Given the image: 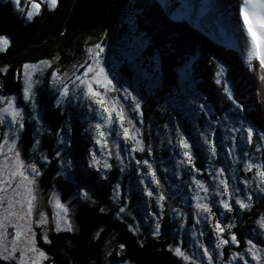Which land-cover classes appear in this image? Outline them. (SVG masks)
Here are the masks:
<instances>
[{
  "label": "trees",
  "instance_id": "16d2710c",
  "mask_svg": "<svg viewBox=\"0 0 264 264\" xmlns=\"http://www.w3.org/2000/svg\"><path fill=\"white\" fill-rule=\"evenodd\" d=\"M30 1L40 3V0ZM26 10L29 8L26 7ZM148 20L152 23L147 24ZM0 36L9 39L7 48L0 52V95L16 96L25 110H28L22 99L25 65L51 62V69L38 89L43 119L51 129L49 149L43 150L50 158L49 166L46 169L44 164L40 165L41 169L44 168L41 188L51 190L56 187L63 201L73 204L77 220L75 232L52 233L48 236V243L44 242L43 236L38 235L40 245L52 259L51 264H106L110 242L125 246L121 257L115 256L118 262L185 264L172 250L178 241L170 203L165 202L164 220L158 233L151 230L147 221L143 234L134 232L133 220L120 212L121 206L114 200L115 185L122 172L117 168L114 174L111 172L112 175L103 177L100 171L88 167L85 155L95 147V143L86 129L83 112L76 107L64 111L57 102L58 94L49 87V76L52 70L63 76L81 71L91 62L89 50L95 49L96 45L111 48L127 40L132 42L134 38L140 39L143 41V50L140 49L136 60H124L123 72L129 80L145 72L148 80L154 82L150 88L143 86L146 121L154 120L153 126L157 121L161 123V129L166 131L174 117L179 116L187 132L194 137L197 128L201 129L211 121L215 123L217 145L224 139V121L234 120L236 127L243 123L246 127H252L255 133L251 145L244 141L245 151L258 155L261 158L258 160L264 164V144L259 141V136L264 134V89L258 99L255 83L261 80L256 72L249 69L239 48L235 44L220 43L185 19H172L158 0H58L55 8L41 3V9L33 20L27 19L25 11H18L14 2L0 0ZM198 38L200 42L195 45ZM253 63L258 67L257 61ZM185 65H189L190 70L183 88L180 71ZM218 73L222 75L218 76ZM217 78L220 84L216 83ZM225 86L231 90L233 99L243 111L236 109L227 98ZM184 92L192 94L195 100L201 99L200 105L205 106L203 109L200 107L197 123L188 115L167 110L166 104ZM26 127L30 129L22 138V144L28 156L35 141V129L30 121L26 122ZM61 132H66L71 141L69 153L75 164L72 179L76 183L59 178ZM2 137L0 133V142ZM240 137L241 133L237 132V141ZM224 147L218 145V151L229 152V146L224 144ZM258 147L260 151L256 150ZM153 151L157 154L159 148L155 147ZM199 153L204 160V152ZM170 155L169 149H166L165 157ZM220 156L222 158L217 160V165H221V159L223 161V156ZM132 171L123 179L128 182L131 178V191L137 202L132 205L131 212L141 207L140 204H144L145 209L144 198L136 184V170ZM83 190L95 199L94 203L90 199H81ZM151 202L157 206L154 199ZM260 210H264V196L251 211H242L243 221L238 228L242 230L245 222L254 221ZM139 217L143 218L141 211ZM233 217L228 218L230 223ZM246 230L238 234L241 243L239 248L246 242Z\"/></svg>",
  "mask_w": 264,
  "mask_h": 264
},
{
  "label": "rangeland",
  "instance_id": "374dc122",
  "mask_svg": "<svg viewBox=\"0 0 264 264\" xmlns=\"http://www.w3.org/2000/svg\"><path fill=\"white\" fill-rule=\"evenodd\" d=\"M7 1L13 2V0ZM158 1L160 2L163 9L166 11V14H168L171 18L181 10L182 5H186V0H176L177 3L175 4H173V0H170L172 7L165 8L161 3V0ZM202 1L203 0H188V5H195L197 10L198 7L201 8V6H203L202 8L205 10V12H203V15H194L188 20L194 26H196L197 29L200 30V32L214 37L220 43L236 44L237 46H239L240 50L243 52L244 59L247 61L245 42L248 39L242 38L243 35L241 34V30H236V5L233 9L230 7L232 3L231 1L237 4L238 0H229V5L225 6V9L228 10L225 14L220 13L219 6H212L211 9L213 10V12L210 18H208L209 15L206 12L207 9H205L206 5L204 6ZM26 2H29L30 4H27ZM44 3H46V0ZM14 4L18 11H21V9H23V11L27 12L28 10H26V7H28L29 10H32L34 12V16H36L40 11L39 10L37 12L36 10L31 9L30 0H19L18 4ZM211 9H208V11H212ZM220 16L225 18V20L220 19ZM134 40L135 38L132 40V42L127 40L123 43L116 44L111 48H103L104 51L101 54L100 59L103 65L105 66V70L109 73L110 78L113 79V83L116 85V87L120 89L127 88L128 91L132 92L133 95L137 96V98L141 102L140 111L143 113L142 118L137 113H133L128 109V101L121 100V104H123L125 107L126 116L134 118V123L136 124V127L140 130L141 135L138 137V139L143 142L145 151L131 152V148L134 146L132 141H125L122 136L117 137L115 135H108L103 139L107 141L108 146L112 150L113 155L109 157L106 151L102 152L100 146L95 144V147L92 148V150L85 155L86 163L89 167V165L92 163L90 153L95 152L97 158L101 161V164L97 165L96 167H100V172L103 177L114 174V172L118 171L117 168L120 169V172H122V176L121 178H119L118 182L115 185L114 200L118 205L125 209L123 214L128 215L133 220L132 228L134 232L143 234V230L145 229L144 223H146L147 221L151 227V230L154 233H157L155 231L156 224L159 223L160 226L162 225V221L164 220L163 208L165 202H168L171 205L170 209L172 208V217L176 225L175 236L178 241V243L172 246L173 252L175 246L179 245L181 246L182 250H184L186 254L190 256V258L193 253L196 254V264H207V258L203 257L202 250L197 246L196 242L199 241L205 247H208L211 251L214 257L213 264H243V261L233 259V253L244 254L246 242L249 238H251L253 242L257 244V247L259 249H264V244H261V242L264 243V232H262L256 225V221L261 216H264V210H260L258 216L254 221L250 220L244 223V229H247V234L245 236L246 242L242 248H239L241 243H239V246H237L236 244L229 243L227 245H221L220 249L218 250L215 249V243H218L217 233L214 231L216 220L218 219L221 222L222 226L229 224L233 225L230 231L226 228L225 231L220 234L221 238L230 239V236L234 234L237 237V240L240 242L238 234H242L244 229L240 230L238 226L241 220L243 221L242 211L244 210L239 209L238 205L235 204L236 196L232 198L231 203L233 208L239 209L238 211L233 210L232 212H226L223 208L219 206L218 201L224 197L215 196L214 192L216 190V181H214L213 176L209 175V172H212L214 174L216 170L224 169V178L228 180L230 188H239L241 190L237 194L240 199H246L247 195H252V207L250 209H246V211H251L254 208V205L258 201H260V199L264 196V192H259L257 190L259 179H254L253 172H246L245 162L252 161L262 164L263 162L262 160H258L261 158L253 153L247 154V156L244 155L246 149L245 142L241 140V138L239 141H237V132L228 131L229 128L236 127L234 120L224 121L225 123L222 126L224 130V139L222 138L223 141L218 144L222 147H224V144H227L229 146V151L230 146H234L231 148L232 154L230 156L229 152H219L217 148L216 157H212L210 151L208 150V146L203 144V137L209 133H211L212 139L215 143V123L209 121L205 123L201 129L197 128L194 137L190 135L189 132H187L184 123L179 116L174 117V119L172 120L173 122L168 125L166 131L161 129V123L156 121V125L153 126V123L155 122L154 120L152 122L146 121L145 112L143 109V103L145 101L143 99L142 94V91L144 90L143 86H147V88H150L151 85L154 86V82L148 80L147 73L145 72L136 74L133 80L127 79L125 73L123 72L124 60L127 59L131 61L137 58L140 53V47L142 46L143 41H141L140 39L135 41ZM199 42L200 40L198 38L195 45H197ZM0 47L3 46L0 45ZM141 48L143 50V47ZM94 50L95 49H93V51ZM28 65L31 67L24 68V88L27 86L26 73L32 78L31 100H24L27 104V106L25 107L28 108V110H25V108L19 104L18 98L14 95H11L9 97H2L0 95V101H2V103H0V109L7 106L8 100H12L14 105L18 107V110L21 111V114L23 116L21 123L24 124V128L20 129L15 135V137H13L9 133L7 139L9 140V143L13 141L15 142V151H19L20 158L25 162V164L34 163L40 170V175L36 177L35 184L34 194L37 199L34 202L35 206L32 216V229L35 233L34 239L36 247H38L40 251H43L45 253V256L47 257L46 260L41 261V264H51L52 259L40 245L38 235L40 234L43 237L47 236L48 238V236L52 233L54 234L58 231H64L63 218L65 217V214L60 208L56 207V200L59 199V201L65 207L68 208L69 211L67 213L66 218L69 223H71L73 226L72 232H75L77 229V220L74 208L72 206L73 204L71 202H64L61 196V192L56 187L55 189L52 188L51 190L47 188H41V179H43L44 168L41 169L40 165L44 164L46 169L49 166L50 158L47 156V153L43 150L49 149V133L51 129L43 119L44 117L40 106L41 99L39 96L38 89L44 83L46 73L48 72V70L51 69V62H41L39 64ZM215 66H217V64H215ZM135 68L139 69V67ZM189 70L190 66L185 65L180 71V81L182 83L183 88H185V82L188 80ZM83 71L84 68H82L81 71L76 70L72 75L63 76L60 73H57L55 70H52L49 76V87L51 88V90L58 94L57 102L63 107L64 111H68V109L76 107L83 112V120L87 122L86 129H88L95 143L97 134L95 133L93 126L96 122H98L99 118L98 116L96 118H93V114L89 111V109L96 108L97 111H99V108L97 105L91 103L87 97H85L82 86L78 85L75 80L77 75L83 74ZM257 82L255 83V90L258 99H260V96H262L263 94L262 88L264 89V82H260L259 80ZM65 85L69 88V95L67 97H62L60 95V92L62 91V88ZM101 91H103V89H101ZM200 101L201 99L195 100L192 94L187 95L184 92V94H181L173 101L167 103L166 107L167 110H175L178 114L188 115L190 119L197 123L196 119L199 116ZM28 112H30V115L28 114ZM8 119H10V117ZM113 119H115V114H113ZM27 121L32 122L34 124L35 129V141L32 142V148L29 151V154L27 153L28 156L25 155L24 145L22 144V138L24 137L26 131L28 132L30 129L26 127ZM125 126H128L126 121ZM194 126L196 129V125ZM108 127H115L117 130H119L117 125H105V130H107ZM177 127H179L180 132L184 135L185 139H187L189 143L193 145L192 163L196 169H199V173L190 171L189 167L187 166V162H185V164L183 165L180 164V161L184 160V157L181 154L183 150L180 149L179 145L177 144L178 137L175 133V129ZM0 133L3 134V139L2 142H0V145H3V152L7 153L8 145L4 144V140L6 138L7 133L6 122L0 123ZM233 136L235 137V139H233ZM61 140H63V143H61ZM170 140L171 143H169ZM37 141L39 143H37ZM60 143L62 145V151L60 153L61 170L59 178H64L65 180H69L71 182L74 181L76 183V181L72 179L73 172L75 171V164L73 158L71 157V154L69 153L71 141L70 139H68V135L66 132H61ZM215 144L218 147L217 143ZM155 147L159 148L157 154L153 151ZM149 148L151 149V155H148ZM166 149H169L171 154L168 158L165 157ZM117 151L120 152V159H117L115 156V153ZM200 151H203L205 154L204 160L201 159L199 153ZM220 155L223 156L224 162L221 159V165H217L216 162H219L217 160L220 159ZM45 157L47 158V162H45L44 160ZM233 157H235L236 159H233ZM121 160H123V164H121ZM145 160H147L152 165L153 169L156 170L157 177L160 180L159 187H157L152 182L151 176L148 174V169L143 164V161ZM3 161L4 157L0 155V165H2ZM105 161H107L111 165L110 169H103L102 165ZM137 161H140L141 163L137 164ZM69 162H71L70 166ZM96 167L92 168L96 169ZM121 168H123L124 170L121 171ZM133 169L136 170V184L138 185L137 188L140 190L141 195L144 198L145 209L144 204H140L141 207L138 206L136 210H132L133 212H131L132 205L137 202L135 200L133 191H131V178L128 180V182H124L123 179ZM111 172L113 173L111 174ZM193 177L199 179L201 182H203L206 186L209 187V195L206 202L210 204V206L212 207V213L214 214V218H209L208 220H204L203 216L199 217L201 219V223L198 225L195 223V219L197 218L195 216V213L197 212L194 207L195 201L191 199L192 193L189 190L190 187H195L194 185H191V179ZM141 179H144L145 184L142 185L139 183ZM245 180L248 181L247 187L243 183V181ZM117 185H119L118 190L116 188ZM146 185L149 186V190L154 191V195L152 198H149L144 192V188ZM82 192L87 191L83 190ZM159 195H163L165 199L163 201H159ZM201 195L204 194L201 193ZM80 196L82 200L85 199L82 193ZM88 197V199L93 201V203L95 202V199L92 198L89 193ZM151 199L155 200L157 206H153ZM173 209H179L180 212H182L184 215H178L176 212L173 211ZM139 211H141L143 214L142 219L139 217ZM41 214L43 215V218L46 219V223L37 226L42 218ZM231 216H234L232 218V223H230L228 219ZM58 222L59 230L57 228ZM8 231L11 232L12 229L9 228ZM201 233H203V235H201ZM113 240L114 237L111 241ZM121 246H123V248H121ZM122 249H125L124 244H114L113 242H110V246L107 251L106 264H134L133 262H118L116 260L115 256L121 257ZM261 255L264 256V253H261ZM246 259L250 261V264H256V261L251 260L250 255H246ZM183 262L185 264H188V262ZM0 263L7 264V262L3 261H0Z\"/></svg>",
  "mask_w": 264,
  "mask_h": 264
},
{
  "label": "snow or ice",
  "instance_id": "6c2138e0",
  "mask_svg": "<svg viewBox=\"0 0 264 264\" xmlns=\"http://www.w3.org/2000/svg\"><path fill=\"white\" fill-rule=\"evenodd\" d=\"M14 3L18 4L19 0H13ZM45 0H40V3L33 2L31 3V9L40 10L41 3H44ZM48 7L55 8L58 5V0H46ZM161 3L165 8L172 7L170 0H161ZM236 30H240V22L242 21L243 30L246 33L248 40L245 42V51L247 64L251 71L258 74V78L264 82V0H238L236 4ZM23 11V9H21ZM204 9L200 8L197 10L195 5H182L181 10L175 14L173 19H189L194 15H203ZM26 17L28 20H33L34 12L28 10L26 12ZM147 24H151L152 21H146ZM9 44V39L3 36H0V52L4 51ZM104 49L101 45H96L95 50H89V56L91 57V62L87 63L84 67L82 75H77L75 80L78 85L82 86L84 95L87 97L91 103L98 106L99 111L96 108H90L89 111L93 114V118L98 116V122L94 124V130L97 134L95 139V144L99 145L102 152L107 153L109 157L113 155L112 150L109 148L108 143L105 139L108 135H115L117 137L122 136L125 141H132L134 146L131 148V152H144L145 148L143 142L138 139L141 135L140 130L136 127L134 123V118L126 116L125 107L121 104V100L128 101V109L137 113L138 115L143 116L141 110V102L137 96L133 95L132 92H129L127 88H117L113 83V79L110 78L109 73L105 70L100 57ZM253 61L258 62V67L254 65ZM31 66L25 65V68ZM222 73H218V76ZM27 77V86L23 91V100H31V76L26 73ZM216 83L220 84V79H216ZM103 89V91H101ZM225 94L232 104L235 105L236 109L243 111L241 105L233 99V94L227 86L224 87ZM112 94V95H108ZM62 97H67L69 95V88L65 85L60 92ZM2 103V101H0ZM34 107V105H33ZM201 109L205 106L200 105ZM0 123H5L7 125L6 138L4 144L8 145L7 153L3 152V145H0V155L4 157L2 165H0V261L7 262V264H41L42 260H46L47 257L43 251H40L36 247L35 243V233L32 229V216L34 210V202L36 201L35 184L36 177L40 175V170L34 163L25 164V162L20 158L19 151H15V142L9 143L7 139L8 134L10 133L13 137L18 133V131L24 128V124L21 123L23 116L21 111L18 110V107L14 105L12 100H8L7 106L0 109ZM113 114H115V119H113ZM10 117V119H8ZM237 119H239L237 117ZM125 121L127 122V127L125 126ZM142 123V119H141ZM105 125L112 126L117 125L119 130L115 127H108L105 130ZM211 128V125H210ZM230 132H239L241 133V140L245 141L247 144L251 145L253 143L254 129L250 126H245L243 123L239 127L229 128ZM175 133L178 137L177 144L180 149H182V155L184 160L180 161V164H185L190 171L199 173V169H196L193 165V154L192 148L193 145L185 139L184 135L180 132L179 127L175 129ZM246 134V135H245ZM233 139L235 137L233 136ZM103 141V142H102ZM259 141L261 144H264V134L259 136ZM37 143H39L37 141ZM63 143V140H61ZM171 143V140L169 141ZM203 144L208 146V150L211 153L212 157L217 156V146L212 139L211 133L206 134L203 137ZM230 146L229 155L231 156ZM260 151L258 147L256 149ZM151 149H148V155H151ZM244 155L247 156V152H244ZM117 159H120V152L115 153ZM92 163L89 167H96L101 164V161L97 158L95 152L90 153ZM233 159H236L233 157ZM47 162V158H44ZM69 162V166H70ZM140 164V161L136 162ZM123 164V160H121ZM143 164L148 169V174L151 176L152 182L159 187L160 180L157 177L156 170L153 169L152 165L147 161H143ZM63 166V165H62ZM103 169L107 170L111 168V165L105 161L102 165ZM100 167H96V171H100ZM124 169L121 168V171ZM246 172H253L254 179H259V184L257 185V190L259 192H264V164L256 163L252 161L245 162ZM202 174V173H200ZM225 170L218 169L213 174L209 172L210 176H213L214 181H216V190L214 192L215 196L224 197L218 201V204L226 212H232V198H235V204L238 205L239 209L246 210L252 207L251 201L253 200L252 195H247L246 199H240L238 193L241 191L239 188L231 189L229 182L224 178ZM140 184H145L144 179L139 181ZM247 187L248 181H243ZM191 185H194V188H189L192 193L191 199L195 201L194 207L197 210L195 216V223L198 225L201 223L199 217L203 216L204 220L209 218H214L212 213V207L207 203L209 195V187L206 186L199 179L192 178ZM117 190L119 185L116 186ZM145 194L152 198L154 195L153 190H149V186L144 188ZM203 193L204 195H201ZM83 197L88 199V193L83 192ZM165 197L159 195L158 200L163 201ZM6 205V206H5ZM56 207L60 208L65 214L64 219V228L66 232H72L73 226L67 220L66 216L68 213V208L65 207L59 199L56 200ZM120 212H124L125 209L121 207ZM178 215L183 216L184 214L180 212L179 209H173ZM41 220L37 226L43 225L46 223V219L43 218L41 214ZM257 227L264 232V216H261L256 221ZM233 225L222 226L221 222L217 219L214 226V231L217 233L218 243H215V249H220L221 245H227L229 243L236 244L239 246V241L237 237L233 234L230 236V239L221 238V235L227 228L229 231ZM11 228L12 231L9 232L8 229ZM57 228L59 230V222L57 223ZM160 230L159 223L156 224L155 231L158 233ZM259 234V233H258ZM195 235V234H194ZM203 235V233H201ZM44 242L48 243V238L45 236ZM197 246L202 250L203 257L207 258V264H213L214 257L208 247H205L201 242L197 241ZM123 248V246H121ZM264 253V249H259L257 244L249 238L246 242V248L244 254L233 253V259H238L243 261V264H250V261L246 259V255L251 256L252 261H256V264H264V256L261 255ZM174 254L177 257L182 258L183 261L188 262V264H196V254L193 253L191 258L181 246L177 245L174 248Z\"/></svg>",
  "mask_w": 264,
  "mask_h": 264
},
{
  "label": "bare ground",
  "instance_id": "6f19581e",
  "mask_svg": "<svg viewBox=\"0 0 264 264\" xmlns=\"http://www.w3.org/2000/svg\"><path fill=\"white\" fill-rule=\"evenodd\" d=\"M214 4H213V3ZM232 3H231V8L233 9L234 7H235V5H236V3L235 2H233V1H231ZM175 3H177V1L176 0H173V4H175ZM202 3L204 4V6L206 5V8L205 9H207V13H208V15H209V17L208 18H210V16L212 15V12H213V10L211 9L212 8V6H219V9H220V13H222V14H225V13H227V9H225V6H227V5H229V0H203L202 1ZM222 3V4H221ZM186 5H188V0H186ZM203 6H201V8H202ZM198 9H200L199 7H198ZM208 9H211L212 11H208ZM204 12H205V10H204ZM237 12V11H236ZM218 13V12H217ZM213 17H216V16H213ZM220 19H223V20H225V18H223L222 16H220ZM237 22V19H235V23ZM240 30H241V34L243 35V37L242 38H244V39H248V37H247V35H246V33L244 32V30H243V24H242V21L240 22ZM242 42V41H241Z\"/></svg>",
  "mask_w": 264,
  "mask_h": 264
}]
</instances>
